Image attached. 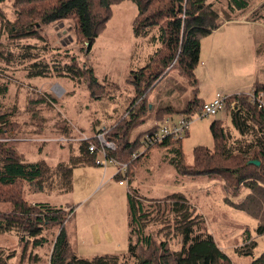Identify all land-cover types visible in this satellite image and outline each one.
<instances>
[{
  "label": "rangeland",
  "instance_id": "1",
  "mask_svg": "<svg viewBox=\"0 0 264 264\" xmlns=\"http://www.w3.org/2000/svg\"><path fill=\"white\" fill-rule=\"evenodd\" d=\"M18 1L21 21H25L22 9L30 6L26 0H4L0 3V44L3 49L13 54L19 46H35V51L50 64L58 59L62 65L68 62L65 57L74 56L80 68L85 72L91 69L97 80L90 88L87 77L79 82L55 73L49 77H27L22 66L7 65L0 59V84L8 83V92L0 100V114H9L13 126L8 135H12L14 141L7 143L23 162L42 161L53 167L78 155V146L85 142V138L102 128L108 131L123 119L125 102L135 94L133 76L148 73L149 66L153 68L156 65L153 61L155 52L164 49L155 30L143 38L133 35L137 7L132 0L115 2L110 6L111 15L91 47L87 40L74 33L71 19L52 24L32 22L38 38L13 41L9 39V28L17 17ZM248 1L249 7L240 11L228 8L226 0H206V3L213 4L220 27L200 39L199 64L193 71L197 85L175 66L167 69L149 90L145 124L133 127L126 134L131 139L156 124L150 114L159 107L182 109L192 97L193 88L197 89V98L202 101L212 99L217 92L231 99L232 95L241 94L227 103L225 111L193 122L179 140L183 152L181 164L188 171L193 166L195 168L193 149H208L205 152L208 155L204 157L205 167L198 165V169L199 172L209 170L210 174L181 175L171 164L172 151L167 147H153L133 165L127 186L117 184L116 178L110 180L113 167L107 166L104 172V168L94 165L74 168L72 190L68 193L56 189L37 191L26 183L17 185L11 193L5 187L0 191L11 195L21 190L23 199L30 205L47 203L62 209L66 214L70 249L87 259L126 253L129 233L127 192L136 190L146 200H153L151 203L155 206L162 205L163 198L180 193L204 222L206 232L213 236L217 247L228 256L230 264H249L264 252V234L258 235L255 231L258 226L264 228V191L259 189L252 196V205L259 206L258 213L254 206L252 215L255 218L237 208L236 205L243 203L249 193L245 185L237 186L238 181L232 180L230 173L235 164L215 162L218 157L213 153L215 142L209 129L212 122L219 120L218 124L230 135V145L237 140L248 142L252 139L251 134L241 137L229 119L230 109L238 100L248 102L246 93L252 89H264V18L258 20L260 15L264 17V0ZM253 18L258 22L252 21ZM142 88L147 89L146 86ZM59 137L72 142L63 144L58 141ZM48 175L49 172L45 173L41 181ZM222 177L231 181L225 183ZM67 206L74 209V216L68 214ZM9 210L11 204L0 202V213ZM159 218L152 221L155 225L150 223L144 232L152 238V246L139 249L142 258H153V264L161 262L164 254L180 248V239L171 226L173 223L158 221ZM22 234L17 229L0 234L1 256L11 255L7 264H49L53 246L51 237L43 233L46 244L32 248L28 243L24 250L25 243L20 240ZM132 239L135 240L134 237ZM248 245H252L251 256L242 252L247 251ZM30 257L31 261L28 260ZM34 257H39V260L34 261ZM128 264H132V260Z\"/></svg>",
  "mask_w": 264,
  "mask_h": 264
},
{
  "label": "trees",
  "instance_id": "2",
  "mask_svg": "<svg viewBox=\"0 0 264 264\" xmlns=\"http://www.w3.org/2000/svg\"><path fill=\"white\" fill-rule=\"evenodd\" d=\"M3 1L0 0V3ZM120 1L123 0H55L53 2L52 0H26L30 6L22 9L25 21H21V10L18 8L20 1H18L16 2L18 13L12 23L13 26L9 28V39L15 41L27 39L28 37L38 38L37 30L33 29L34 24L32 22L52 24L56 21L71 19L74 23V33L87 40L91 47L111 15L110 6ZM132 1L137 7L132 25L133 35L137 38H143L148 36L151 30H155L158 35L157 39L163 46L164 51L159 49L155 52L153 61L156 65L153 68L149 66L148 73L133 76L136 85L135 94L132 97L130 96L129 100L127 98L128 101L125 102L123 119H119L105 134V138L111 140L115 147L113 151H107V158L113 160L116 164H127L126 178L128 180L133 165L146 155L147 150L153 147H167L174 154L171 164L181 175L210 174L211 171L209 170L199 172L200 169H198L200 167L198 165L205 167L204 157L208 155L205 153L208 149H193L195 168L193 166L188 171L181 164L183 152L179 140L165 139L161 144L146 147L141 150L142 152L138 156L132 157L141 148L142 136L147 132L156 130L157 124L160 123L163 117L189 114V112L202 107L203 103L197 98L198 91L196 88L191 90L192 97L188 99L182 109L177 110L170 106L159 107L150 114L156 124L135 134L131 139L126 137V134L133 127L145 124L144 116L148 109L145 104L147 95L150 88L159 81L167 69L171 70L175 66V69L192 79V83L197 85L193 71L199 64L200 39L220 27L219 16L212 8L213 4L211 2L206 3V0ZM226 3L231 10L237 9L240 11L247 9L250 4L248 0H226ZM263 18L260 15L258 20L262 21ZM230 19L226 20L229 21ZM258 20L253 18L252 21L258 22ZM21 23L25 25L22 26ZM65 58L68 62L62 65L58 59L53 60L50 64L49 61L35 51V46H19L18 50L12 54L11 51L3 49L0 44V59L7 65L22 66L27 73V77L42 78L53 76L55 73L76 82L87 77L90 80V88L97 83L91 69L86 72L83 71L74 56ZM155 58H157L156 61ZM7 86L8 83L0 84V100L8 92ZM144 86L147 89L143 90L142 87ZM232 99L236 98L232 97ZM232 99L227 100L226 105ZM236 105L237 107L229 116L231 126L241 137L251 134L252 139L248 142L237 140L233 145H230V135L218 124L219 120L214 121L209 126L215 142L213 153H216L218 157L215 162L228 161L233 165L235 164L230 173L233 177L232 180L238 181L236 182L237 186L245 185V189L249 193L243 202H246V204L241 203L239 204L240 207H238L239 205L236 206L245 211L247 215L255 218L252 214L255 211L254 206L256 204L252 205V196L259 189L264 191V111L240 100L237 101ZM12 128L10 115L1 113L0 189H2L1 187L9 188L11 193L15 191L17 185L26 183L33 185L37 191H45L46 189L53 191L56 189L68 193L72 190L71 178L74 168L94 166L95 154H90L87 151L89 142L80 143L78 155L72 156L66 163H60L53 167H49L42 161L25 163L15 154L11 144L2 140L12 132ZM109 131H114V133L108 134ZM118 131L121 133H118ZM248 160H257L260 162V166H246ZM223 169L227 170V168ZM48 172L49 175L46 179L41 181L45 173ZM115 178L118 181L122 177L118 175ZM245 179L249 181H245ZM224 180L225 183L231 181L226 177ZM3 195H6L5 198H3ZM126 195L129 233L128 248L125 254H106L95 256L92 259L76 255L70 249L71 241L65 226L66 214L63 210L51 207L47 203L30 205L23 199L21 190H17L16 194L11 195L0 191V202L11 204V210L7 213H0V234L13 229L20 230L24 233L20 238L25 243L24 250L28 243H31L32 248L42 247L47 243L46 237L50 236L53 246L50 252L49 264H128L131 260L132 264H153V258H142L139 249L141 247L149 249L152 246V238L150 235H145L144 232L152 221L160 217L158 221L173 223L171 226L175 235L180 239V248L178 251L164 254L162 261L158 264H230L228 256L217 247L213 236L206 232L204 222L195 213L194 208L187 203L182 194H172L163 198V204L160 206L151 203L153 202L151 199L146 200L141 197L136 190L127 192ZM258 207L255 206L257 213ZM73 210V208L68 207V214L74 216ZM165 214H168L170 218L168 215L164 216ZM151 224L155 225V223ZM255 231L258 235L264 234L263 226L256 227ZM43 233L46 234V237L43 236ZM132 237H134V241ZM251 247L252 245H248L247 251H242L243 254L251 256ZM9 258H11V255L2 257L0 254V264H7ZM28 260L31 261V257ZM35 260H39V257H34ZM249 264H264V252L253 258Z\"/></svg>",
  "mask_w": 264,
  "mask_h": 264
},
{
  "label": "built area",
  "instance_id": "3",
  "mask_svg": "<svg viewBox=\"0 0 264 264\" xmlns=\"http://www.w3.org/2000/svg\"><path fill=\"white\" fill-rule=\"evenodd\" d=\"M247 100L249 104H252L259 110L264 111V89L260 90L252 89L251 92L246 93ZM241 94L232 95L234 98L240 97ZM231 99V97H226L220 92L214 94L213 98L207 102H203L202 107L189 112V114L173 116H165L156 126V130L147 132L141 139V148L137 153L133 154V158L138 156L146 147L153 146L156 144H161L165 139H170L172 141L181 140L184 134L188 131L189 126L197 121L206 117H211L217 115L219 112L226 110V102ZM237 104V103H235ZM234 105V104H232ZM236 106V105H235ZM232 106L230 113L235 109ZM106 129L102 128L100 131L96 132L93 136L85 138L83 141L89 142L87 151L90 154H95L94 165L97 167L104 168V172L107 170V166L113 167V172L110 180L120 175L122 178L118 179L119 185L127 186V164H116L113 160L107 158V151H113L115 149L114 143L105 138ZM5 142L14 141L12 135H8L4 139ZM92 140V141H90ZM61 143L72 142L65 137H59Z\"/></svg>",
  "mask_w": 264,
  "mask_h": 264
},
{
  "label": "water",
  "instance_id": "4",
  "mask_svg": "<svg viewBox=\"0 0 264 264\" xmlns=\"http://www.w3.org/2000/svg\"><path fill=\"white\" fill-rule=\"evenodd\" d=\"M249 165H254L255 167H259L260 162H258L257 160H248V162L246 163V166H249Z\"/></svg>",
  "mask_w": 264,
  "mask_h": 264
},
{
  "label": "crops",
  "instance_id": "5",
  "mask_svg": "<svg viewBox=\"0 0 264 264\" xmlns=\"http://www.w3.org/2000/svg\"><path fill=\"white\" fill-rule=\"evenodd\" d=\"M209 100H211V99H208V100H203V101L201 100V101H202V103H203V102H207V101H209ZM77 231H79V232H80L81 230H80V229H78V227H77ZM97 233L99 234V232H97ZM97 233H96V235H97ZM76 234H77V232H76Z\"/></svg>",
  "mask_w": 264,
  "mask_h": 264
}]
</instances>
